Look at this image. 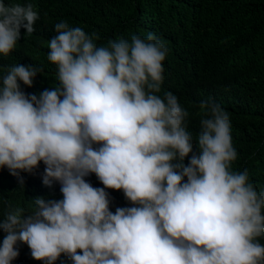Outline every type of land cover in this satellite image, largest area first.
I'll return each mask as SVG.
<instances>
[{
  "label": "clouds",
  "instance_id": "obj_1",
  "mask_svg": "<svg viewBox=\"0 0 264 264\" xmlns=\"http://www.w3.org/2000/svg\"><path fill=\"white\" fill-rule=\"evenodd\" d=\"M70 3L78 17L60 12ZM100 4L0 0V175L57 181L63 197L35 198L26 217L8 206L0 264L18 256L17 242L45 264L61 254L72 264H264V182L232 170L237 152L223 97L193 101L198 154L186 166L189 112L173 93L158 95L182 42L153 24L130 39L87 34L84 22ZM178 27L196 36L189 20ZM31 35L48 42L50 63L8 56ZM99 38L107 45L97 46ZM90 173L103 188L86 182ZM106 188L134 206L111 212Z\"/></svg>",
  "mask_w": 264,
  "mask_h": 264
},
{
  "label": "trees",
  "instance_id": "obj_2",
  "mask_svg": "<svg viewBox=\"0 0 264 264\" xmlns=\"http://www.w3.org/2000/svg\"><path fill=\"white\" fill-rule=\"evenodd\" d=\"M94 18L84 22L87 34L130 39L137 35V28L153 24L161 33L172 34L173 40L182 42L184 48L177 51V63H165L161 90L177 96L180 105L189 112L187 130L192 136L193 149L183 163L187 166L191 155L198 154L196 138L198 124L194 121L193 101L204 95L217 93L223 97L233 121L232 142L237 152L232 170L254 175L260 185L264 182V0H100ZM60 12L78 17L73 4L60 7ZM142 19L138 24L134 22ZM183 19L189 20L196 29V36L180 31ZM97 35V36H98ZM100 38L97 46H106L108 41ZM170 49L175 47L168 40ZM242 50V48H244ZM169 49L167 57L177 60L176 53ZM225 55L228 58L224 60ZM251 56L250 63L238 67L239 58ZM0 65V69H1ZM98 147V145H93ZM175 163V161L173 162ZM38 167L44 169L41 161ZM242 167V168H241ZM24 171L18 176L0 175V219L9 205L19 206L24 216L35 209L34 199L61 200L60 183L53 181L51 187L30 179ZM93 187L103 188L94 173L84 177ZM21 180L23 181L21 187ZM186 181V178H185ZM112 205L132 207L122 190L105 189ZM115 212V211H114ZM113 212V213H114ZM264 214V213H262ZM6 234L0 230V243ZM18 256L11 264H45L31 257L27 244L17 242ZM54 264H72L64 254Z\"/></svg>",
  "mask_w": 264,
  "mask_h": 264
},
{
  "label": "bare ground",
  "instance_id": "obj_3",
  "mask_svg": "<svg viewBox=\"0 0 264 264\" xmlns=\"http://www.w3.org/2000/svg\"><path fill=\"white\" fill-rule=\"evenodd\" d=\"M154 29H150V32L154 33ZM157 32V31H156ZM155 34V33H154ZM47 41H40L37 35H31L28 39H19L16 43L15 48L9 53L8 56L16 55L20 57H27L29 60H34L33 58L37 55L43 56L47 60V55L49 52V48L47 47ZM6 57V56H3ZM251 56L246 58H239L236 61V65L238 67H245L250 63ZM48 61V60H47ZM49 62V61H48ZM50 63V62H49ZM48 63V64H49ZM40 68H44L42 63H37ZM52 70L57 69L53 64L51 67ZM121 204L112 205L111 212H114L118 206Z\"/></svg>",
  "mask_w": 264,
  "mask_h": 264
}]
</instances>
